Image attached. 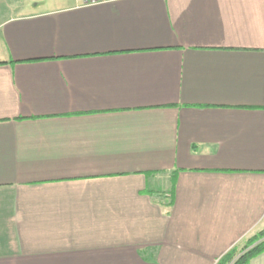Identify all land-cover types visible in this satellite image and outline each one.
<instances>
[{"label": "crops", "instance_id": "obj_1", "mask_svg": "<svg viewBox=\"0 0 264 264\" xmlns=\"http://www.w3.org/2000/svg\"><path fill=\"white\" fill-rule=\"evenodd\" d=\"M262 230L264 0L9 3L0 264H218Z\"/></svg>", "mask_w": 264, "mask_h": 264}, {"label": "trees", "instance_id": "obj_2", "mask_svg": "<svg viewBox=\"0 0 264 264\" xmlns=\"http://www.w3.org/2000/svg\"><path fill=\"white\" fill-rule=\"evenodd\" d=\"M235 250L230 251L227 255H225L218 264H227L233 261L235 256ZM264 252V230L255 234L252 238L248 240V244L245 248V252L234 261L233 264H249L250 260Z\"/></svg>", "mask_w": 264, "mask_h": 264}, {"label": "rangeland", "instance_id": "obj_3", "mask_svg": "<svg viewBox=\"0 0 264 264\" xmlns=\"http://www.w3.org/2000/svg\"><path fill=\"white\" fill-rule=\"evenodd\" d=\"M14 2H16V0H0V18H2L3 16H5L7 14L8 9H9V3L12 4ZM247 244H248V241L246 243L244 242V244L241 245V247L238 250H236L233 261H231L227 264H233L234 261H236V259H238L245 252V248H246Z\"/></svg>", "mask_w": 264, "mask_h": 264}, {"label": "built area", "instance_id": "obj_4", "mask_svg": "<svg viewBox=\"0 0 264 264\" xmlns=\"http://www.w3.org/2000/svg\"><path fill=\"white\" fill-rule=\"evenodd\" d=\"M107 1H111V0H82V2L85 4H99Z\"/></svg>", "mask_w": 264, "mask_h": 264}]
</instances>
